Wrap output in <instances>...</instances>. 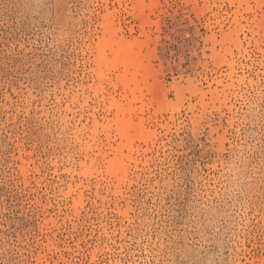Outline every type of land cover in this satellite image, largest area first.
I'll list each match as a JSON object with an SVG mask.
<instances>
[{
	"label": "rangeland",
	"instance_id": "374dc122",
	"mask_svg": "<svg viewBox=\"0 0 264 264\" xmlns=\"http://www.w3.org/2000/svg\"><path fill=\"white\" fill-rule=\"evenodd\" d=\"M261 92L264 0H0V264H264Z\"/></svg>",
	"mask_w": 264,
	"mask_h": 264
},
{
	"label": "clouds",
	"instance_id": "9594fccd",
	"mask_svg": "<svg viewBox=\"0 0 264 264\" xmlns=\"http://www.w3.org/2000/svg\"><path fill=\"white\" fill-rule=\"evenodd\" d=\"M255 98H249V104L246 108V119L248 121H251L252 126L254 127L257 121V118L260 115V108H261V102H264V92H261L259 96H255ZM245 156L240 155V158L237 160H234L231 167L234 171L237 180L236 183L232 185L231 191L228 193L231 196H239V191L237 190L239 179H240V170L244 168L245 166Z\"/></svg>",
	"mask_w": 264,
	"mask_h": 264
}]
</instances>
